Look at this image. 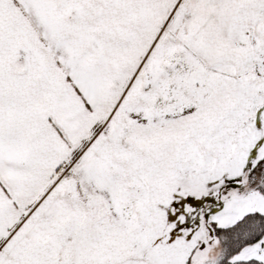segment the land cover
<instances>
[{"label": "snow or ice", "instance_id": "snow-or-ice-1", "mask_svg": "<svg viewBox=\"0 0 264 264\" xmlns=\"http://www.w3.org/2000/svg\"><path fill=\"white\" fill-rule=\"evenodd\" d=\"M0 264H264V0H0Z\"/></svg>", "mask_w": 264, "mask_h": 264}]
</instances>
